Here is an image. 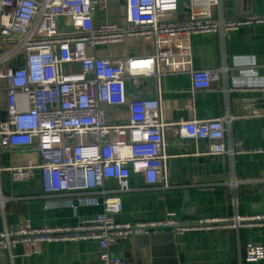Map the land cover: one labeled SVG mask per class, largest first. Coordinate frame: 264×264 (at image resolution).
<instances>
[{
	"label": "built area",
	"instance_id": "1",
	"mask_svg": "<svg viewBox=\"0 0 264 264\" xmlns=\"http://www.w3.org/2000/svg\"><path fill=\"white\" fill-rule=\"evenodd\" d=\"M123 23H94L107 0H0V150L35 145L45 195L67 191L94 193L102 211L77 223L34 227L24 219L0 231V247L16 245L23 255L47 242L94 240L103 264H125L109 247L138 232L264 228V214L199 217L178 221L119 222L120 193L129 190L131 172L148 184L167 186L164 130L192 140L197 154L230 156L244 152L240 142L225 143L230 117L162 120L158 99H129L125 81L139 77L188 74L190 91L207 89L222 68L195 69L190 35L220 33L264 22V15L215 16L220 0H189L187 17L177 22V0H123ZM141 42L138 54L100 56V47ZM123 107L126 121L109 122L107 109ZM4 111V116L1 115ZM205 142L198 152L197 142ZM31 165L9 169L14 180H27ZM1 170V168H0ZM116 182L115 188L107 180ZM79 200V199H78ZM5 198L0 195V206ZM261 247L245 255L262 257Z\"/></svg>",
	"mask_w": 264,
	"mask_h": 264
},
{
	"label": "crops",
	"instance_id": "2",
	"mask_svg": "<svg viewBox=\"0 0 264 264\" xmlns=\"http://www.w3.org/2000/svg\"><path fill=\"white\" fill-rule=\"evenodd\" d=\"M220 0L215 16L235 18L264 15V0ZM189 0H177L174 20L187 17ZM232 15L225 10L233 8ZM113 13L107 14V10ZM230 13V14H231ZM123 0H107L104 10H96L94 23H123ZM192 65L195 69L224 68L219 79L207 89L190 91L188 74H169L156 80L139 77L125 81L129 99H158L162 120L209 119L227 116L225 143L240 142L244 152L197 154L190 140L164 130L163 153L167 186L148 185L141 173L131 172L129 190L120 193L119 222L159 221L170 216L178 221L199 217H230L235 214H264V22L240 26L225 35H190ZM141 42L128 38L120 45L100 47V56L138 54ZM109 122H125L123 107L107 109ZM198 152L205 142H197ZM40 157L35 145L0 150V231L17 227L24 219L34 227L77 223L82 217L102 211L94 193L67 191L45 195L42 191ZM31 165L27 180H14L9 169ZM116 187L113 179L107 180ZM79 199V200H78ZM259 246L262 257L250 261L246 252ZM109 253L125 264H264V228L243 227L190 230L183 233L158 230L138 232L109 247ZM0 264H103L94 240L47 242L40 251L23 255L16 245L9 252L0 247Z\"/></svg>",
	"mask_w": 264,
	"mask_h": 264
},
{
	"label": "water",
	"instance_id": "3",
	"mask_svg": "<svg viewBox=\"0 0 264 264\" xmlns=\"http://www.w3.org/2000/svg\"><path fill=\"white\" fill-rule=\"evenodd\" d=\"M234 2V5L236 4V0H233ZM234 11V7L233 8H228V9H226L225 10V13L227 14V15H232L233 13H231V12H233ZM231 13V14H230ZM1 115L2 116H4V111H1ZM172 233V232H171ZM147 234H149V233H147ZM173 234V233H172Z\"/></svg>",
	"mask_w": 264,
	"mask_h": 264
},
{
	"label": "rangeland",
	"instance_id": "4",
	"mask_svg": "<svg viewBox=\"0 0 264 264\" xmlns=\"http://www.w3.org/2000/svg\"><path fill=\"white\" fill-rule=\"evenodd\" d=\"M111 13H113V10L108 9V10H107V14H111Z\"/></svg>",
	"mask_w": 264,
	"mask_h": 264
}]
</instances>
